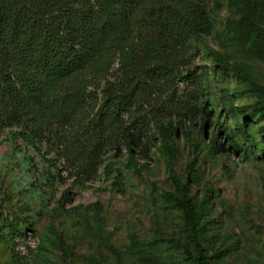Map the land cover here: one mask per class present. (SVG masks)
<instances>
[{"label": "rangeland", "instance_id": "374dc122", "mask_svg": "<svg viewBox=\"0 0 264 264\" xmlns=\"http://www.w3.org/2000/svg\"><path fill=\"white\" fill-rule=\"evenodd\" d=\"M233 1L209 5L203 42L190 40L174 77L181 101L194 98V114L152 124L133 161L123 143L109 147L84 181L55 140L0 129V264H198L195 242L207 264H264V114L252 90L264 87V60L229 39ZM119 69L116 61L100 83L89 81V92L118 82ZM173 179L205 206L196 238L172 200ZM133 237L154 260L132 254Z\"/></svg>", "mask_w": 264, "mask_h": 264}, {"label": "trees", "instance_id": "16d2710c", "mask_svg": "<svg viewBox=\"0 0 264 264\" xmlns=\"http://www.w3.org/2000/svg\"><path fill=\"white\" fill-rule=\"evenodd\" d=\"M218 1L0 0V129L22 126L39 141L55 140L64 165L84 181L97 174L109 147L118 151L123 143L133 161L152 124L194 114V98L181 101L174 77L190 40L203 42L209 5ZM233 3L238 16L225 24L229 39L264 60V0ZM116 61L119 81L89 92V81L100 83ZM252 90L255 112L264 114V87ZM173 185L172 200L196 238L207 223L205 206L196 207L187 183ZM195 245L198 264H207ZM130 250L143 262L154 260L134 237Z\"/></svg>", "mask_w": 264, "mask_h": 264}]
</instances>
